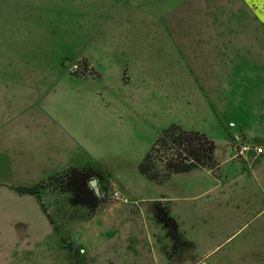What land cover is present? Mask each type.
Returning <instances> with one entry per match:
<instances>
[{
	"label": "rangeland",
	"instance_id": "rangeland-1",
	"mask_svg": "<svg viewBox=\"0 0 264 264\" xmlns=\"http://www.w3.org/2000/svg\"><path fill=\"white\" fill-rule=\"evenodd\" d=\"M195 4L204 17L213 13L220 18L219 32L224 35L230 30L229 20L233 25L229 42L223 40L222 45V37L218 40L221 50L212 53V45L207 44L204 51H197L210 83L202 91L200 79L195 83L189 69L163 62L162 54L156 56L154 76L144 79L131 73L129 80H112L106 86L110 76L105 81L77 79L71 84L64 75V70L77 78L93 74L84 68V59H76L85 54L95 65L103 61L107 75L131 65L130 57L116 53L121 48L97 38L98 33L116 32L125 16H131L133 24L137 19H154L158 28L164 15L178 16ZM253 9L255 14L251 9L249 13L236 0H0V116H13V121L0 126V182L6 181L0 183V264H81L84 258L77 257L75 246L79 240L88 244L90 264H154L150 240L163 228L155 226L154 219L146 225L139 210H167L169 224L178 225V233L191 244L189 250L210 263L264 264V153L247 161L245 168L240 164L245 158L224 160L232 150L227 141L239 131L238 126L230 127V121L246 120L249 137L242 139L264 148V45H255L264 29L250 22L264 11ZM247 26H253L256 38L244 36ZM131 29V22L124 23V30ZM158 31L164 32L161 27ZM172 43L162 35L156 47H173ZM68 88L82 91L81 97L75 95L74 106L66 98ZM185 90L190 99L183 101ZM110 96L115 99L106 107L103 99ZM31 100L58 117L69 112L66 122L70 127L75 122L76 130L67 132L73 134L77 147L90 151L87 156L80 150L75 161L81 154L86 163L99 166L110 177L99 169L85 174L84 169L74 168L54 174L46 185L49 190L66 186L58 180L73 177L76 195L59 188L54 195L40 190L38 197L19 190L34 186L39 178L20 167L36 164L29 163L27 151L21 150H33L36 132L20 131L21 120L16 117L31 112ZM104 113L107 117H102ZM171 124L206 134L215 145L216 159L224 160L221 167L175 174L160 184L143 177L138 163ZM48 126L52 125L43 127ZM47 131L51 129L39 133L45 137ZM4 144L9 145L3 148ZM92 179L95 187L89 184ZM119 189L127 203L112 199V192ZM70 197L74 206L69 208ZM66 210L112 211L103 225L94 221L88 230L80 228L68 236L54 231L46 219L49 215L61 225Z\"/></svg>",
	"mask_w": 264,
	"mask_h": 264
},
{
	"label": "crops",
	"instance_id": "crops-1",
	"mask_svg": "<svg viewBox=\"0 0 264 264\" xmlns=\"http://www.w3.org/2000/svg\"><path fill=\"white\" fill-rule=\"evenodd\" d=\"M236 1L240 5H243L245 9L249 10V13H251L250 11L252 10L253 14H255L256 11H254L253 8H261L260 10L264 11V0H236ZM195 5H194L195 7H193L190 10L187 11L182 10L180 12V15L178 16L172 17V16L164 15V17H161V19L159 20L160 26L158 28L154 24V19L150 20V18H148V20H145L144 18H142L141 21L140 19H137L133 24L131 16L123 17L120 20L119 24L116 25L118 29L116 30V32L108 33L105 31L103 32L101 31L98 33L97 38L107 41V43H109L111 46L115 44L116 47L121 48V49L116 48V50H118L116 53H118L119 56L126 55L130 57L131 65L125 64V67L121 65L120 69H117V71L115 72L110 71V73L107 75L106 73H103L104 70L103 61H101L100 65H95L92 61V58L89 57L90 55L85 54L84 56L79 55L76 59L77 61L79 59H84L88 71H91L93 74L90 73L89 75V73L86 72L85 76L79 75L80 77L77 78L76 77L77 75L75 76L76 73H72L69 70H64V75L70 77L71 84H75L77 79L79 81L81 79L83 80L91 79L92 81H97V80L105 81L108 78V76H110V80H108L109 82L108 81L106 82V86H111L113 84L112 80H120V79L123 81L125 79L129 80L131 77L130 75L131 73L134 74V76L136 73L137 77L141 76L142 79H144L150 77L151 75L154 76L155 67H156L155 65L156 56L157 54L158 55L162 54L164 56V58L162 59L163 62H168L172 64L171 67H184L186 69L185 70L186 72L188 71L187 69H189L190 71L188 72L190 73L191 76L194 77L193 81L195 83H198V80L200 79L201 82L200 84L198 83V86L201 88L200 91H202L203 90L202 87L209 86L210 83H207L208 79L203 72V64L200 63L199 58H197L198 55L197 51L199 50L204 51V49L202 48L203 47L207 48V44H208V48L209 45H212V53L214 50L217 51L219 49L221 50L220 47L221 44L218 45L219 43L218 40L221 39L222 37V45L225 44V41L223 40H227L226 41L227 44L229 40L232 38L233 25L229 20L228 27L230 28V30L226 35H224L223 34L224 32L223 33L219 32L220 25L218 21L220 20V18L219 17L216 18V16H214L213 13L208 14V12H207L208 16L204 17L203 14L198 13L200 10L199 5L198 4ZM211 8L214 7L211 5ZM256 14L258 15V13ZM260 15L261 14H259V17ZM129 22L132 23V29L124 30V23H129ZM250 22L251 25L254 24L257 27L264 29V15H262L260 19H258L257 17H255L254 19L250 18ZM160 27L161 29L164 30V32L158 31ZM243 31L247 32L244 33V36L247 35L248 37L251 36L253 38H256L257 34L256 31L253 30V26L252 27L247 26V28H244ZM260 32H259V34L261 35L260 40H255L256 42L255 45L257 47L260 45L262 46L264 45V31L261 33ZM162 35L164 37L173 40L172 43L173 47L172 46H167L164 48L156 47V40L157 38H160V36ZM119 40L123 42L122 43L117 42ZM216 40L217 42H215ZM226 46L227 45H225L222 48H225ZM209 52L211 54V51ZM170 55L174 56V58L171 59ZM73 65L77 66V64H73ZM117 67L118 66H116V68ZM183 71L184 69L182 70V73ZM183 85L184 84L180 82L179 86L182 87ZM170 87L171 86L169 85V88ZM68 91L69 93L66 98L68 99V101H70L71 98V104L72 106H74V101H76L75 95L78 93L80 94L81 97L82 91L75 90L72 88L71 89L68 88ZM186 92H187V96H184L183 101L190 99V96H188V91ZM114 99L115 98L112 96L106 99L104 98L103 103L106 107H108L110 105L109 102H111L112 100L114 101ZM30 104H31V109L29 106H26V109H30L31 112L27 113L23 111L16 117H18L19 121L21 120L20 131L24 130L29 134L36 132L34 134V137L36 138V143L34 147L32 145L33 150L31 151V149L29 150L27 147L26 148L21 147V150L23 152L27 151L25 152V156L27 157V159H30L29 163L32 164L33 162H35L36 164L33 165L36 166L20 164L22 171L28 172L27 174H31V176L33 175L39 176V178L36 179L37 181L36 183L46 179L48 176L52 174L64 171L68 167L82 168L87 172L92 171L93 168L99 169V171L102 172L106 177L107 176L110 177V175L106 174L105 171L100 170L99 166L97 168L95 166L89 165L90 163L88 162L86 163L80 157L81 154L79 155L80 159L78 160V163L75 161V157L80 153L79 152L80 150H84V153L87 156L90 155V151L85 149L82 145H78L77 147L76 142L73 139V134L67 132L68 130H76L75 122L73 127H70L69 124L66 122L69 117V112L64 114L63 117H58L57 115H54L52 113H46L44 111L42 104H40L39 106L37 104H34L32 100L30 101ZM34 107L37 109V111L35 110ZM72 110L70 114L72 115V117H74V113L72 112ZM261 115L263 114H260V116ZM102 117H107V115L104 113ZM11 121H13V116H11L9 113H5L3 116H0V126L4 125L3 122L6 123ZM245 122L246 120H242L237 123H235V121L228 122L234 124L232 126L233 128L238 126L239 131L235 135L240 139H242V137L245 138L244 136L249 137V135L246 133ZM45 125H52V126H48V128L51 129V131H47L46 136L44 137L43 135H41L42 133L39 132L48 129V128L45 129L43 127ZM227 143L229 149L231 150L230 142L227 141ZM5 145L6 144H4L2 147L4 148ZM8 150L12 151V149H10L9 146H8ZM263 153H264V148L262 149V152L258 155H262ZM258 155L253 156V154H249V156H247L244 160L239 159L241 162L240 163L241 166L245 168L246 162L256 159ZM224 160L227 161L236 160L233 159L232 150H231V155H228L227 159ZM216 161L218 164L216 170H218L221 167L220 164L223 161L217 159ZM1 162L2 160L0 159V163ZM35 167L37 169L34 170ZM197 169H201V168H197ZM202 170L206 172H212L211 170H206V169H202ZM173 175L175 174H172L170 178ZM5 182L6 181L0 183L5 184ZM43 192L48 193V190H45ZM66 201L67 204L69 205V208L71 204H72L71 206H74L73 205L74 203L72 201L68 199ZM54 204L56 208L59 207V204H56L55 202ZM66 211H67L66 216L65 217L63 216L64 218H66V221L64 222L63 220V223L61 225L59 224V221L56 222L52 217L51 219H49L46 215L45 216L48 223L51 225L54 231L67 232L66 234L69 236L74 231H78L80 228L86 227V229L88 230L92 226V223L94 221L95 223L99 222L101 225H103V223H105L107 220V213H110L112 210H101L94 212L92 211L89 212L88 210H81L80 212H77L75 210H66ZM139 211L144 216L146 225H148L147 224L148 219L149 220L154 219L153 224L155 226L161 225L163 228L162 234L159 233L160 235H156V233H154L152 234V236L156 237L155 240L154 239L150 240V248L152 250L154 264H172L173 259L176 261L175 264H213L214 263V262L213 263L208 262L207 259H205L204 257L195 255L193 251L189 250L191 244L186 239H184L180 233H178V225L169 224L165 221L164 217L168 219L167 216L169 215L167 210H139ZM60 237L63 240L64 236H60ZM173 237L177 239L173 240ZM82 242L84 241L79 240L75 244V246L78 247V251L77 250L76 251L79 252L77 257L81 259L84 258V261L80 262L81 264H90V261L86 256V254L89 253V250H87L88 244L86 246L85 245L83 246ZM128 243L131 244L132 243L131 240L129 241L128 239L127 244Z\"/></svg>",
	"mask_w": 264,
	"mask_h": 264
},
{
	"label": "trees",
	"instance_id": "trees-1",
	"mask_svg": "<svg viewBox=\"0 0 264 264\" xmlns=\"http://www.w3.org/2000/svg\"><path fill=\"white\" fill-rule=\"evenodd\" d=\"M81 75L85 76L86 73ZM214 150L215 145L206 134L194 130H185L171 124L158 134L138 163L137 169L143 177L156 184L165 182L172 174L187 173L197 168L213 171L218 165ZM72 170H74V167H68L64 172ZM81 172L87 173L86 170H81ZM53 175L48 176L34 186H19L18 189L37 197L40 190H48L49 194L54 195L58 188L65 193L76 195L72 190L73 177L58 180V183L64 182L66 186L55 187L50 185L53 189L50 188L49 190L46 183L53 180ZM68 200L71 201V197ZM48 218H50L49 215ZM164 219L169 223L168 219L165 217Z\"/></svg>",
	"mask_w": 264,
	"mask_h": 264
},
{
	"label": "built area",
	"instance_id": "built-area-1",
	"mask_svg": "<svg viewBox=\"0 0 264 264\" xmlns=\"http://www.w3.org/2000/svg\"><path fill=\"white\" fill-rule=\"evenodd\" d=\"M229 125L232 127L234 124L230 123ZM229 142L233 151V157L235 158H246L249 154L256 156L262 152L260 145L251 142L248 143L246 140L240 139L236 135H234ZM111 197L113 200H117L120 203L128 202V199L117 190L112 192Z\"/></svg>",
	"mask_w": 264,
	"mask_h": 264
},
{
	"label": "water",
	"instance_id": "water-1",
	"mask_svg": "<svg viewBox=\"0 0 264 264\" xmlns=\"http://www.w3.org/2000/svg\"><path fill=\"white\" fill-rule=\"evenodd\" d=\"M89 184H90V186H92V187H95V186H96V184H97V182H96V180H95V179H92V180H90ZM95 191H96V192H98V189H97V188H95Z\"/></svg>",
	"mask_w": 264,
	"mask_h": 264
}]
</instances>
